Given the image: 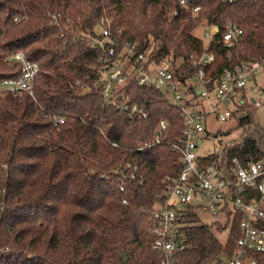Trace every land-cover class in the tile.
Returning a JSON list of instances; mask_svg holds the SVG:
<instances>
[{
	"label": "trees",
	"instance_id": "16d2710c",
	"mask_svg": "<svg viewBox=\"0 0 264 264\" xmlns=\"http://www.w3.org/2000/svg\"><path fill=\"white\" fill-rule=\"evenodd\" d=\"M191 4L200 6L197 13L175 0H0V80L20 74L8 62L11 53L39 66L33 96L0 92V264H160L162 253L151 248V208L163 196L165 177L180 171L168 143L181 136V107L192 103H172L162 89L132 80L121 91L142 113L129 115L102 94L96 69L108 55L91 43L101 39V20L120 43L137 42L138 51L153 41L151 58L172 57L183 83L199 69L200 56L212 53L203 66L208 90L223 70L264 56V0ZM200 24L218 27L206 47L193 34ZM229 24L239 30L230 47L222 39ZM240 108L246 113L235 127L245 132L242 139L202 155V164L218 161L228 171L233 159H264L257 107ZM160 120L169 123L163 143L137 150ZM127 163L137 167L134 178ZM229 213L224 222L186 214L178 264H210L228 254L240 220ZM213 228L227 230L224 242ZM257 260L264 264V253Z\"/></svg>",
	"mask_w": 264,
	"mask_h": 264
},
{
	"label": "built area",
	"instance_id": "2783aa9c",
	"mask_svg": "<svg viewBox=\"0 0 264 264\" xmlns=\"http://www.w3.org/2000/svg\"><path fill=\"white\" fill-rule=\"evenodd\" d=\"M179 8L197 13L200 6H193V0H175ZM232 2L234 0H228ZM174 14L177 12L174 11ZM101 39L92 42L108 55L97 67L102 94L110 103L127 111L129 115L142 113L139 106L130 103L125 92L121 91L130 81L162 89L172 103L189 100L190 106L181 107V136L169 144L171 151L180 157V171L174 177L166 176L163 196L151 208L152 235L151 248L162 253L160 264H178V255L186 247V236L182 230V220L190 211L205 213L209 220H227L240 216L239 235L228 254L216 260L218 264H258L257 256L264 253V159L252 160L242 164L232 160L228 171H224L218 161L202 164V155L196 152L198 142L207 137V121L214 116L218 121L237 119L245 115L240 108L248 103L259 107L264 101V90L259 74L264 77V56L240 62L232 68L223 70L212 90L206 88L203 66L213 61L212 53L204 52L198 61L199 69L187 83L175 76L178 65L168 56L160 62L151 58L152 41L148 49L137 50L138 43H120L112 36L108 23L101 20ZM218 31L216 24L206 26L202 39L205 47ZM239 30L229 24L222 34L226 46H232L238 39ZM117 48L119 49L117 51ZM8 62L20 66L16 78L0 80V92L13 95L26 92L33 96V85L38 73V63L28 60L23 52L11 53ZM192 86L196 96L189 90ZM80 87V86H79ZM146 117V113H143ZM62 122V118L56 119ZM169 123L160 120L155 134L149 143H141L136 149L141 151L163 143L167 137ZM208 137H214L212 135ZM114 145H116L114 143ZM129 177L134 178L136 166L127 163ZM122 189V188H121ZM125 202V200H123ZM207 221V219H206Z\"/></svg>",
	"mask_w": 264,
	"mask_h": 264
},
{
	"label": "rangeland",
	"instance_id": "374dc122",
	"mask_svg": "<svg viewBox=\"0 0 264 264\" xmlns=\"http://www.w3.org/2000/svg\"><path fill=\"white\" fill-rule=\"evenodd\" d=\"M205 29L206 25L200 24L194 29L193 34L202 38ZM259 78L260 80H262L261 83L264 84V77H262V74H259ZM254 116L255 121L259 122L260 124H264V102L256 108ZM237 121V119H230L228 121L222 122L216 120L214 116L209 117L207 121V127L209 131L227 132L228 134L219 133L216 137H205L198 142V148L196 149V152L200 155H207L213 152H219L222 146L230 144L232 141H240L245 132L242 130V128L235 127V123ZM251 129H253V127H251ZM199 213L203 220H209L208 216L205 213ZM213 230L215 232L214 228ZM215 233L221 242H224L226 240L227 230L223 232L216 231ZM210 264H218V262L213 261Z\"/></svg>",
	"mask_w": 264,
	"mask_h": 264
},
{
	"label": "water",
	"instance_id": "95a60500",
	"mask_svg": "<svg viewBox=\"0 0 264 264\" xmlns=\"http://www.w3.org/2000/svg\"><path fill=\"white\" fill-rule=\"evenodd\" d=\"M123 260H126V256H125V254L123 255Z\"/></svg>",
	"mask_w": 264,
	"mask_h": 264
}]
</instances>
